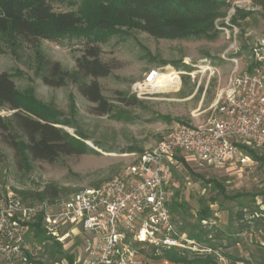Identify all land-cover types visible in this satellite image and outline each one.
<instances>
[{
	"label": "rangeland",
	"instance_id": "rangeland-1",
	"mask_svg": "<svg viewBox=\"0 0 264 264\" xmlns=\"http://www.w3.org/2000/svg\"><path fill=\"white\" fill-rule=\"evenodd\" d=\"M45 1L54 12L79 13L82 3V0ZM260 1L264 2L228 0V10L216 22L218 34L211 40L155 39L144 32L123 28L119 34L106 39L93 35L91 40L65 37L23 42L0 35V73L10 75L23 106L53 111L65 121V125L57 127L92 150L80 155H61L53 162L26 158L22 150L19 152L12 148L7 134L0 131V196L11 191L27 202L64 200L81 188L103 184L142 152L155 147L172 126H195L207 122L218 91L231 70L235 65L240 71L247 67L249 47L264 25V9ZM226 22L237 26L238 51L229 47L232 42L219 29ZM90 46L99 48V60L110 67L107 77L96 79L110 106L108 114L98 115L94 111L95 104L78 91L74 82L66 80L61 86H52L44 83L37 74L39 57L58 63L63 71H73L76 60ZM231 59L236 60V64ZM153 69L159 73H179V85L167 91L158 87L139 90V85L143 87L145 73ZM133 95L136 101L132 99ZM12 113L7 108L0 109L2 117ZM243 148L264 158V150ZM249 156L254 163L218 166L178 155L170 183L173 196L169 206L178 194V198L187 203L188 213L172 214L173 220L178 228L183 220L194 223L198 201L205 199L212 217L200 221V227L210 234L221 232L222 239L212 240L214 247L209 248L187 237L198 245L197 250H175L186 251L188 258L210 256L213 261L209 264H232L233 259L247 260L251 254L257 256L256 248L263 244L264 233H236V212L242 207L232 199L240 195L236 199L246 202V220H249L250 210L255 206L264 209V164ZM214 184L223 188L225 196L219 194ZM52 190L56 192L54 197L48 195ZM230 216L233 218L231 223ZM63 232L67 235L58 242L62 254L55 253L50 257L43 248L37 262L71 264L81 253L88 235L80 228ZM39 235L44 236V232L36 224L29 238L33 241ZM229 242L234 244L228 246ZM137 255L141 264H177L154 260L151 248H140ZM235 264L244 263L236 261Z\"/></svg>",
	"mask_w": 264,
	"mask_h": 264
},
{
	"label": "built area",
	"instance_id": "built-area-1",
	"mask_svg": "<svg viewBox=\"0 0 264 264\" xmlns=\"http://www.w3.org/2000/svg\"><path fill=\"white\" fill-rule=\"evenodd\" d=\"M219 29L238 51L237 26L226 22ZM248 59L244 70L235 65L227 76L207 122L172 126L155 147L100 186L81 188L61 201L27 202L11 191L2 194L0 264H34L45 241L60 242L67 235L64 230L76 228L88 238L71 264H141L140 248L196 251L198 245L180 233L169 208L177 156L244 166L254 163L244 146L264 150V25ZM159 74L147 71L138 89L153 88ZM36 224L44 232L43 242L29 238Z\"/></svg>",
	"mask_w": 264,
	"mask_h": 264
},
{
	"label": "trees",
	"instance_id": "trees-1",
	"mask_svg": "<svg viewBox=\"0 0 264 264\" xmlns=\"http://www.w3.org/2000/svg\"><path fill=\"white\" fill-rule=\"evenodd\" d=\"M260 3L264 9V2ZM228 8V0H82L79 13H73L54 12L45 0H0V35L17 38L23 42L65 37H84L91 40L93 35L98 39L99 37L106 39L119 34L123 28L144 32L155 39L211 40L218 34L216 22L224 17ZM99 52L97 46H90L76 60V68L71 72L63 71L58 63L39 57L37 74L44 83L52 86H61L66 80L74 82L78 91L89 102L95 104L94 111L98 115L108 114L111 111L110 106L102 96L96 79L107 77L110 74V67L99 60ZM183 68L190 69L187 66ZM132 99L136 101L134 95ZM128 103H131V100ZM3 108L13 113L8 117L0 116V131L7 134L9 139L7 141L12 148L15 151H23L26 158L53 162L61 155H80L92 151L81 140L57 127L65 125V121L53 111L44 107L31 109L23 106L10 75L4 72L0 73V109ZM249 154L256 162L264 164V158ZM213 187L220 195L225 196L220 185L214 184ZM262 194L264 195V191ZM48 195L54 197L56 192L49 191ZM239 196L232 197L242 207L236 212V233L238 235L247 231L264 233V209L260 210L255 206L250 210L249 220L244 219L248 206L246 202L236 199ZM262 203L264 204V200ZM169 208L172 214L188 213L187 203L178 198V194H175ZM211 217L206 200L201 199L198 201V211L194 215L196 221L191 223L183 220L179 225V231L186 233L189 239L213 248L211 241L222 239L221 232L210 234L208 230L200 227V221L209 220ZM232 221L233 218L230 216L229 222ZM45 239L41 235L36 238L39 242ZM233 244L229 242L228 246ZM43 248L50 257L55 253L62 254L61 244L55 241H45ZM151 252L154 260L170 263L209 264L213 261L210 256L188 258L185 255L186 251L173 248L161 251L151 248ZM256 253V257L251 254L247 260L233 259L232 264L236 261L244 264H264V240L263 244L257 246Z\"/></svg>",
	"mask_w": 264,
	"mask_h": 264
},
{
	"label": "bare ground",
	"instance_id": "bare-ground-1",
	"mask_svg": "<svg viewBox=\"0 0 264 264\" xmlns=\"http://www.w3.org/2000/svg\"><path fill=\"white\" fill-rule=\"evenodd\" d=\"M179 73L176 72H165L160 73L156 77V81L153 83V88H161L167 91L169 88H176L179 85Z\"/></svg>",
	"mask_w": 264,
	"mask_h": 264
}]
</instances>
